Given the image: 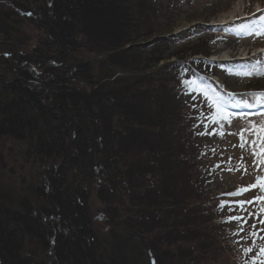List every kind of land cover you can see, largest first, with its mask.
Masks as SVG:
<instances>
[{
    "label": "trees",
    "instance_id": "16d2710c",
    "mask_svg": "<svg viewBox=\"0 0 264 264\" xmlns=\"http://www.w3.org/2000/svg\"><path fill=\"white\" fill-rule=\"evenodd\" d=\"M154 2L0 0V143H23L26 160L47 167L41 189L0 198V264H134V252L147 264L219 262L237 222L209 199V157L180 96L146 87L140 62H114L140 46ZM18 26L39 34L29 52Z\"/></svg>",
    "mask_w": 264,
    "mask_h": 264
},
{
    "label": "rangeland",
    "instance_id": "374dc122",
    "mask_svg": "<svg viewBox=\"0 0 264 264\" xmlns=\"http://www.w3.org/2000/svg\"><path fill=\"white\" fill-rule=\"evenodd\" d=\"M154 1L159 14L151 27L139 33L140 46L124 57L118 56L114 62L125 68H136L140 62L147 70L144 75H149L146 87L180 96L177 103L181 113L191 119L195 142L204 149V156L209 157L203 158L201 165L208 183L206 190L211 192L209 199H213L215 210L217 202L225 205L226 210L220 211L222 221L231 216L247 219L243 231L237 223L225 228L227 236L221 235L223 244L220 241L218 244L223 249L215 264H264V254L260 252L264 248V231H261L264 224L256 220L264 216L260 211L264 200L254 199L264 197V192L257 187L245 194L230 195L255 183L257 175L264 177V151H261L264 149V114L247 117L235 113L238 109L252 110L264 103V97L251 95L264 92V0ZM17 28L31 38L26 48L31 51L39 35L37 30L27 26ZM101 29L104 37L110 36L105 25ZM232 47L250 55L219 58ZM144 75H140L139 82ZM141 100L139 97L137 102ZM242 129L246 130L243 149L238 135ZM24 151V144L18 141L0 143V198L9 204L18 202L31 185L41 189L46 180L47 167L27 161ZM95 192L96 187L92 186L89 202L94 212H100L103 206L98 203ZM240 201L252 203L248 208L245 204L246 211H241ZM229 206L236 207L230 211ZM249 212L254 216L249 217ZM93 224L103 235V224L97 219H93ZM253 232L256 235H252ZM151 234L157 232L153 230ZM105 244L106 257L111 249ZM248 248L251 251L245 252ZM137 249L133 248V252ZM169 253L171 258L177 254L174 250ZM142 254L134 252V264H147V256Z\"/></svg>",
    "mask_w": 264,
    "mask_h": 264
},
{
    "label": "snow or ice",
    "instance_id": "6c2138e0",
    "mask_svg": "<svg viewBox=\"0 0 264 264\" xmlns=\"http://www.w3.org/2000/svg\"><path fill=\"white\" fill-rule=\"evenodd\" d=\"M251 95L258 96V97H264V92H261V93H251ZM245 106H247V105H245ZM244 131H246V130H243L242 129L241 132L238 134L239 135V138H240V141H241L240 147L242 149L245 147V143H246L245 137L243 135ZM233 134H235V133H233ZM261 151H264V149H261ZM253 155H256L255 148H253ZM241 159H243V158L241 157ZM262 162H264V159H262ZM257 187L259 188V190L261 192H264V177L257 175L255 177V183L250 184V185H248L245 188L238 189L237 192L230 193V195H240L244 191H248L251 188H257ZM254 199H256V200H264V197H256ZM251 203H252V201H240V202H238V204H239V206L241 208V211H246V209H244L243 206L245 204H251ZM219 207L222 209V208L225 207V205L223 203H221L219 205ZM229 210L231 211V209H229ZM260 211L261 212H264V207H262ZM248 216L249 217H253L254 214L251 213V212H249L248 213ZM232 221H236L237 222L240 231H243V225L247 223V219L245 217H242V216H231V217H228L227 220H225L224 222L225 223H229V222H232ZM260 223L261 224H264V220H261ZM252 227L255 228L256 225H252ZM261 231H264V229H261ZM237 234H239V233H237ZM252 235H256V233L253 232ZM250 251H251V248L245 249V252H250ZM260 252H261V254H264V248H261L260 249Z\"/></svg>",
    "mask_w": 264,
    "mask_h": 264
},
{
    "label": "bare ground",
    "instance_id": "6f19581e",
    "mask_svg": "<svg viewBox=\"0 0 264 264\" xmlns=\"http://www.w3.org/2000/svg\"><path fill=\"white\" fill-rule=\"evenodd\" d=\"M230 52H224L222 53L221 56H219V58H222L223 60L224 59H227V58H231V59H236V58H241V57H244V56H249L250 55V52H247L244 50H240L238 48H230Z\"/></svg>",
    "mask_w": 264,
    "mask_h": 264
}]
</instances>
